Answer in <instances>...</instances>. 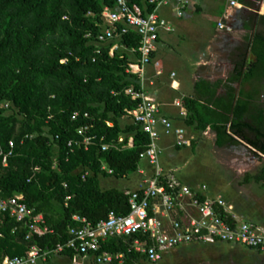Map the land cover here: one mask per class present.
Masks as SVG:
<instances>
[{
	"label": "trees",
	"instance_id": "1",
	"mask_svg": "<svg viewBox=\"0 0 264 264\" xmlns=\"http://www.w3.org/2000/svg\"><path fill=\"white\" fill-rule=\"evenodd\" d=\"M130 1L147 13L155 7L150 0ZM107 7L114 9L116 0H0V189L4 198L23 194L33 211L23 222L9 213L0 216L2 258L24 256L33 246L51 251L66 243L70 229L81 225L74 220L76 214L96 224L110 211L130 212L132 189L103 188L101 180L135 174L150 143L128 114L140 100L126 93L130 87L141 89L140 77L127 72L129 64L141 58V38L130 29L100 44L97 36L106 24L102 14ZM114 44L119 48L111 55ZM250 47L256 59L248 64L242 53L232 76L250 89L230 90L226 101L217 100L214 90L185 98V124L195 131L210 126L218 147L240 146L243 141L258 155L264 154V15L257 20ZM76 111L80 116L74 120ZM82 127L96 136L94 143L88 149L80 143L69 146L83 141ZM131 137L134 145L129 147ZM103 144L110 145L107 151ZM196 144L194 140L192 148ZM86 171L89 175L83 179ZM252 179L264 181V165L258 174H246V181ZM40 214L45 219L42 227L50 230L42 236L30 229ZM201 246L206 245L180 250L194 252ZM127 248L120 238L102 245V251L113 253ZM74 253L67 249L60 254ZM135 261L147 264L134 252L125 264Z\"/></svg>",
	"mask_w": 264,
	"mask_h": 264
},
{
	"label": "built area",
	"instance_id": "2",
	"mask_svg": "<svg viewBox=\"0 0 264 264\" xmlns=\"http://www.w3.org/2000/svg\"><path fill=\"white\" fill-rule=\"evenodd\" d=\"M196 0H150L155 7L151 12L130 0H116V7H107L102 16L106 22L103 31L97 36L100 44H105L119 35L135 30L141 38L138 51L141 58L132 62L127 72L138 75L140 79L145 72V65L153 62V53L162 30L172 31L169 21L161 16L159 9L176 3L175 12L178 17L185 15L186 9ZM232 6H241L236 0H231ZM221 30L232 31L223 20L218 22ZM88 34L87 37H90ZM119 48L118 44L111 47V55ZM98 48L97 52H100ZM157 67L160 62L154 63ZM142 86V85H141ZM126 93L133 100H140L138 106L128 110L131 119L139 124L150 137V143L141 153L142 161L152 168V174L147 169L139 167L138 172L145 176L143 185L133 190L129 199L130 212L118 214L110 211L107 218L92 224L86 217L76 214L74 220L81 223L70 229L71 238L66 243L58 244L51 251H42L33 246L24 256L0 257V264H39L52 254H60L67 249L73 250V264H86L93 257L97 264H125L130 253L143 255L146 263L157 264L176 249L192 245H217L229 243L232 246H244L248 249L264 252V227L250 220L242 219L236 212L235 205L222 195L211 196L207 186L194 190L183 184L171 172H165L161 162L163 148L160 145L162 136L172 137L176 147H189L192 137L184 127L175 126L171 119L161 113L160 105L152 96L145 93L143 87H130ZM177 105L182 104L177 101ZM8 106V104L6 105ZM182 114H186L182 108ZM80 116L74 112L75 120ZM85 116H88L86 113ZM112 125V123H109ZM87 127H82L79 133L84 136L82 142L86 149L94 143L96 136L87 134ZM134 145L131 137L129 147ZM11 148L14 141L10 142ZM110 145L103 144L104 151ZM12 151L9 152V155ZM6 164V158H5ZM38 169V168H37ZM103 170L113 173L106 165ZM89 175L84 172L83 179ZM68 198V197H67ZM23 194L4 198L0 189V216L9 213L19 222L26 221L32 216L24 201ZM45 219L42 214L30 225L31 233L42 236L49 232L48 227H42ZM29 237V236H28ZM112 238H120L128 244L127 252L113 253L102 251V245ZM133 264H139L135 261Z\"/></svg>",
	"mask_w": 264,
	"mask_h": 264
},
{
	"label": "crops",
	"instance_id": "3",
	"mask_svg": "<svg viewBox=\"0 0 264 264\" xmlns=\"http://www.w3.org/2000/svg\"><path fill=\"white\" fill-rule=\"evenodd\" d=\"M236 1L241 6H232L231 0H196L181 18L176 15L174 2L159 9V13L169 21L173 30L161 31L153 53V62L145 65L141 87L157 100L163 115L171 119L175 126L187 130L188 135L193 138L192 144L197 140L198 133L211 138L214 146L218 147L216 132L210 126L205 131H195L185 124L188 116L185 98H197L200 94H207L208 90H214L217 100L226 101L230 90L234 89L239 93L241 89H250V84L233 80L232 76L242 53L246 52L248 64L256 59L250 46L257 20L264 15V0ZM221 20L232 31L219 29L218 22ZM157 61L160 62L159 67L154 64ZM177 101L182 105H177ZM182 108L185 109V115L182 114ZM243 143L242 141V145ZM160 145L163 149L169 146L176 148L173 138L168 136H162ZM140 167L147 169L148 175L152 174V168L148 167L146 161H142ZM133 175L139 177L142 186L145 176L138 171ZM59 258L65 264H73V256L64 254H54L50 262L48 257L39 264H52L53 259L54 264H60L57 262ZM86 264L97 263L92 257Z\"/></svg>",
	"mask_w": 264,
	"mask_h": 264
},
{
	"label": "rangeland",
	"instance_id": "4",
	"mask_svg": "<svg viewBox=\"0 0 264 264\" xmlns=\"http://www.w3.org/2000/svg\"><path fill=\"white\" fill-rule=\"evenodd\" d=\"M260 102L264 104V90ZM163 150L162 165L165 172L173 173L183 184L194 190L207 186L209 195H222L231 201L242 219L264 227V181L245 180L246 174L260 173L264 165V154L256 155V151L245 143L239 147L218 148L211 138L198 133L195 148L177 150L169 146ZM140 181L137 175L121 179L102 177L101 185L103 188L136 190L141 187ZM237 250H232L229 243H220L216 247L201 246L194 252L176 249L157 264H264V257L256 261L241 254L251 253L248 248L238 246ZM58 261L60 264L66 263L62 258ZM51 263L54 264V259Z\"/></svg>",
	"mask_w": 264,
	"mask_h": 264
},
{
	"label": "flooded vegetation",
	"instance_id": "5",
	"mask_svg": "<svg viewBox=\"0 0 264 264\" xmlns=\"http://www.w3.org/2000/svg\"><path fill=\"white\" fill-rule=\"evenodd\" d=\"M237 247L238 246H232V250H236L237 252H238V250H237ZM249 251H252L251 253H241V254H245V255H248L249 257H250V259L251 260H256L257 261V259L259 258V257H264V252H261V251H255V250H251V249H249ZM232 253H233V251H232ZM240 253V252H239Z\"/></svg>",
	"mask_w": 264,
	"mask_h": 264
}]
</instances>
